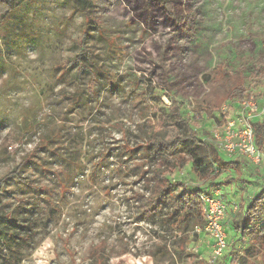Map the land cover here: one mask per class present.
Here are the masks:
<instances>
[{"label": "rangeland", "instance_id": "374dc122", "mask_svg": "<svg viewBox=\"0 0 264 264\" xmlns=\"http://www.w3.org/2000/svg\"><path fill=\"white\" fill-rule=\"evenodd\" d=\"M170 1L168 9L158 0H86L80 9L71 0H29L0 24L1 194L5 211L19 214L10 232L14 247L1 243L0 264H95L90 250L103 239L110 264L169 263L135 256L160 243L159 225L135 200L136 192H146L151 174L142 176L154 164L146 141L155 112L177 100L202 138L212 139L247 116L230 106L246 97L200 109L203 99L214 98L217 68L248 77L258 61L264 65V0ZM83 48L104 74L85 71L77 82V68L64 75L58 66ZM250 80L249 97L264 105V82ZM78 89L88 106L75 103ZM60 129L66 144L58 153L78 167L72 187L59 170L71 166L53 154L55 143L42 144ZM238 158L241 176L204 182L184 168L172 179L215 194L222 189L233 215L236 203L259 194L264 179V163ZM231 236L224 256L213 258L209 236L198 233L183 262L174 264H261L258 255L246 258L249 236ZM127 245L131 252L116 256Z\"/></svg>", "mask_w": 264, "mask_h": 264}, {"label": "trees", "instance_id": "16d2710c", "mask_svg": "<svg viewBox=\"0 0 264 264\" xmlns=\"http://www.w3.org/2000/svg\"><path fill=\"white\" fill-rule=\"evenodd\" d=\"M28 1L0 0V24L6 26V23L8 24L12 20L18 9ZM71 1L77 8L84 9L81 5L85 4L86 0ZM158 1L168 9L171 7L170 0ZM90 5H93V3L91 2ZM82 51L83 53L72 59H67L65 63L58 66L64 75H67L72 68H77L75 80L79 82L85 71H88L92 76L97 75V73L104 74V69L98 66L94 59L95 55L86 48H83ZM253 68V71L247 77L244 72L240 71L235 75H230L226 68L218 67L216 70L217 77L212 84L214 98L210 100L203 99L201 104L206 103V105L200 106V109L218 110L222 102L227 99L249 98L251 95L249 94V79L254 85L264 82V65L261 64V61H258V66ZM79 90L74 96L75 103L88 106L90 100L84 95V92ZM91 95L97 96L96 91H92ZM179 104V101L174 100L173 106L175 107H162L158 112H155L159 116L155 124L151 126L152 130L146 141L148 146L154 150V154L151 156L154 158V164L142 176L146 178V173L151 174L147 178L148 187L146 192L135 193V200L139 204L140 213L146 216L151 224H158L161 232L159 236L160 243L153 242L149 245V249L143 253H136L135 256H151L156 263L167 261L168 264H174L175 259L179 263L183 262L188 249L197 240L196 227L204 224L200 196L202 194H212L207 190L206 185L204 187L190 186V183L176 181V179H172V176H176V173L184 168H188L195 179L204 182H215L224 173L228 174L224 178H229L233 174H237V176L243 174V158L239 159V156L226 158L209 137L202 138V134L192 124L193 119L182 113ZM251 124L254 129L255 145L264 154V121L256 119L251 121ZM183 128H185V133L182 131ZM61 132H63V129L53 130L46 141L42 140V144L55 143L52 148H56L57 153L52 151L53 154L60 158L63 163L71 166L68 169L63 164L59 170L69 175L72 187L77 176L78 167L68 160L65 153H58V150H61L62 146L66 144L63 141L64 136ZM38 148H41V145ZM30 156L32 154L28 157ZM25 161V158L22 159L20 165ZM21 167H17L14 173L18 174ZM10 176H12L11 173ZM93 177L94 174H92V179ZM58 178L56 175V181ZM5 179H0V247L1 243H4L12 251L14 247L11 243L13 242V236L10 232L11 228L19 221V214L5 211L3 208L4 201L1 191ZM175 186L178 188L175 189ZM235 205H237V210L231 216L230 228L236 234L249 236L251 244L245 250L246 258L258 255L261 264H264V179L259 194L250 199L248 203L240 201ZM106 251L107 241L104 239L91 247L90 256L95 264H110V257ZM128 252L131 251L127 245L125 248H121L116 256H122ZM132 254L134 255V253Z\"/></svg>", "mask_w": 264, "mask_h": 264}, {"label": "built area", "instance_id": "2783aa9c", "mask_svg": "<svg viewBox=\"0 0 264 264\" xmlns=\"http://www.w3.org/2000/svg\"><path fill=\"white\" fill-rule=\"evenodd\" d=\"M233 111L241 109L247 116L241 121L235 118L229 121L222 132H213L211 141L219 148L227 158L244 156L256 164L264 163V154L256 147L254 140V129L251 124L253 120L264 121V105H259L254 95L236 103H231ZM229 106L224 105L222 110ZM240 111L236 113L239 115ZM243 115V113H241ZM201 212L204 216L203 226H197L196 233H205L212 239L213 258H219L230 246L227 222V205L218 193L202 194L200 196ZM237 205H234V212Z\"/></svg>", "mask_w": 264, "mask_h": 264}, {"label": "crops", "instance_id": "0c3cea01", "mask_svg": "<svg viewBox=\"0 0 264 264\" xmlns=\"http://www.w3.org/2000/svg\"><path fill=\"white\" fill-rule=\"evenodd\" d=\"M220 191H221V192H220ZM217 192H218V193L220 192L219 194L222 195V189H218ZM222 198H223V197H222ZM224 201H225V200H224ZM232 214H235V213H234V206H233ZM228 216H229V217H227V222H228V234H229V238L231 239V237H232L231 234L234 235L235 233H234V231H232L231 228H230L231 216H232V215H231V214H230V215L228 214ZM205 235H206V234H205ZM209 239H210V241H211V243H212V239H211L210 237H209Z\"/></svg>", "mask_w": 264, "mask_h": 264}]
</instances>
